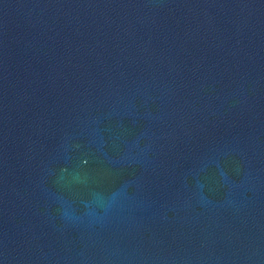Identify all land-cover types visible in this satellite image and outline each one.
<instances>
[{"label": "water", "instance_id": "water-1", "mask_svg": "<svg viewBox=\"0 0 264 264\" xmlns=\"http://www.w3.org/2000/svg\"><path fill=\"white\" fill-rule=\"evenodd\" d=\"M0 264H264V0H0Z\"/></svg>", "mask_w": 264, "mask_h": 264}]
</instances>
